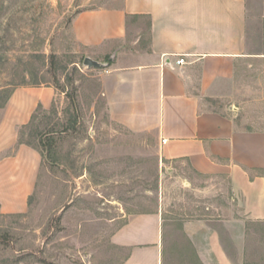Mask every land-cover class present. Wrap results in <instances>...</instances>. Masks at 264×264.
<instances>
[{
  "label": "rangeland",
  "instance_id": "1",
  "mask_svg": "<svg viewBox=\"0 0 264 264\" xmlns=\"http://www.w3.org/2000/svg\"><path fill=\"white\" fill-rule=\"evenodd\" d=\"M244 2L248 57L208 107L232 115L241 129L264 132V0ZM120 3L0 0V106L16 87L57 89L51 108L38 110L19 134L39 151L41 173L27 212L0 214V264H117L123 253L112 233L128 215L161 206L166 264H200L181 233L183 221L233 209L225 179L163 163L152 137L108 120L70 22L82 10ZM136 23L144 45L148 20ZM221 238L235 264H264V222L247 221L241 242L224 230Z\"/></svg>",
  "mask_w": 264,
  "mask_h": 264
},
{
  "label": "crops",
  "instance_id": "2",
  "mask_svg": "<svg viewBox=\"0 0 264 264\" xmlns=\"http://www.w3.org/2000/svg\"><path fill=\"white\" fill-rule=\"evenodd\" d=\"M141 17L148 20L144 45L136 23ZM70 30L83 59L103 65L89 72L110 122L152 137L163 163L227 181L233 209L185 220L181 233L200 264H235L221 230L238 243L247 221L264 222V132L241 129L232 115L210 109L208 100L222 98L248 57L244 0H121L78 12ZM179 57L184 65H176ZM56 99L52 86H20L0 107L1 215L28 210L42 158L19 143V134ZM168 228L162 206L128 215L110 238L123 253L117 264H166Z\"/></svg>",
  "mask_w": 264,
  "mask_h": 264
},
{
  "label": "water",
  "instance_id": "3",
  "mask_svg": "<svg viewBox=\"0 0 264 264\" xmlns=\"http://www.w3.org/2000/svg\"><path fill=\"white\" fill-rule=\"evenodd\" d=\"M83 66L91 69V68H99L101 66H103L102 64L96 62V61H93L92 59L86 57L83 59Z\"/></svg>",
  "mask_w": 264,
  "mask_h": 264
},
{
  "label": "trees",
  "instance_id": "4",
  "mask_svg": "<svg viewBox=\"0 0 264 264\" xmlns=\"http://www.w3.org/2000/svg\"><path fill=\"white\" fill-rule=\"evenodd\" d=\"M10 93H11V92H10ZM10 93L6 96L5 101L3 102V104H2L0 107H2V106L6 103V101L8 100V98H9V96H10ZM34 117H35V114L33 115V117L31 118L30 123H29L26 127L30 126V124H31L32 121L34 120ZM26 127H24V128H26ZM19 143H21V144H25V145H27V146L32 147L30 144H28V143H24V142L20 141V137H19Z\"/></svg>",
  "mask_w": 264,
  "mask_h": 264
},
{
  "label": "built area",
  "instance_id": "5",
  "mask_svg": "<svg viewBox=\"0 0 264 264\" xmlns=\"http://www.w3.org/2000/svg\"><path fill=\"white\" fill-rule=\"evenodd\" d=\"M176 65H184L185 64V61H184V58L183 57H179L178 60H176Z\"/></svg>",
  "mask_w": 264,
  "mask_h": 264
}]
</instances>
